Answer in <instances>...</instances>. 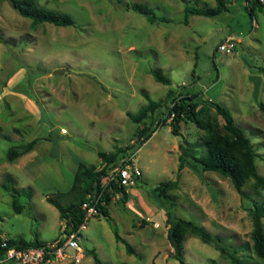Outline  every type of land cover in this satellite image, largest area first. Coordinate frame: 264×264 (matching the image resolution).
Returning a JSON list of instances; mask_svg holds the SVG:
<instances>
[{
    "label": "rangeland",
    "instance_id": "obj_1",
    "mask_svg": "<svg viewBox=\"0 0 264 264\" xmlns=\"http://www.w3.org/2000/svg\"><path fill=\"white\" fill-rule=\"evenodd\" d=\"M44 7L69 13L75 26L41 24L21 16L10 0H0V230L5 239L54 241L67 226L48 197L66 205L80 163L103 166L99 152L132 148L125 160L142 171L127 195L113 196L110 219H90L83 232L85 258L79 264H181L167 238L161 215L169 210L155 191L177 182L169 192L175 214L206 228L228 253L245 264H264L254 250L252 209L264 205V189L246 182L245 196L231 180L186 164L180 169V144H198L206 131L186 120L176 136L168 117L171 100L149 120L161 124L139 149L140 131L129 113L169 91L192 92L228 108L236 124L251 138L264 177V12H248L251 0H222L228 11L210 18L190 15L186 8H214L220 0H39ZM152 8L166 22L151 23L130 6ZM234 37L237 48L228 55L219 47ZM63 70V74H57ZM159 70L171 85L159 83ZM38 103L59 131V154L52 155V128L41 121ZM201 119H224L211 106L201 107ZM40 139L34 149L11 162L9 149ZM25 206L17 213L7 176ZM30 188V189H29ZM30 190L32 197L29 198ZM264 223V219H263ZM118 234L133 248L118 240ZM48 264H77L53 261ZM185 264H234L215 245L190 235Z\"/></svg>",
    "mask_w": 264,
    "mask_h": 264
},
{
    "label": "trees",
    "instance_id": "obj_2",
    "mask_svg": "<svg viewBox=\"0 0 264 264\" xmlns=\"http://www.w3.org/2000/svg\"><path fill=\"white\" fill-rule=\"evenodd\" d=\"M13 8L23 17L30 19L31 27L37 28L41 24H53L59 27L75 26V20L72 15L66 12L58 11L44 7L39 0H10ZM252 6L248 8V12L254 17V11L257 9L264 12V3L260 0H251ZM135 12L145 16L151 23L166 22V18H160L155 11L145 4L135 3L130 6ZM228 11L225 1L220 0L214 8H186V19L190 15H200L210 18H215ZM152 74L157 82L171 85V80L164 76L159 70H153ZM148 104L144 105L137 113H129V117L137 124L143 125V129L139 134L137 148L143 146L156 133L160 123L154 125V122L149 123V120L156 116L161 108L168 104L171 100V108L168 117L171 118L170 126L173 134L181 135L182 122L189 120L195 123L200 129L206 131L202 139L201 145L205 149L204 156H197L193 152H199V143L188 146L180 144V169L186 164H190L195 169H201L205 172H216L231 180L234 188L241 196H245L244 186L247 181L253 179L257 189H264V177L258 172L257 160L258 152L255 150L250 137L245 131L240 128L236 122L232 112L225 106L213 100H205L200 97V94L192 92H179L177 95L174 91H169L167 99L161 101H153L148 95H145ZM211 106L216 109L217 113L224 119L225 124L222 126L219 121L205 122L201 119V107ZM260 108L264 113V103H261ZM40 139H35L28 144L21 146H13L9 149L7 157L13 162L18 158L30 153L39 143ZM132 148H118L115 152H99V157L102 160L103 166L98 168L95 165H86L80 163L77 172L74 175L72 190L78 192V197L70 203L64 205L61 202L54 200L51 197L47 201L56 206L61 215V219L67 227H71L73 231L85 222L87 210L84 209V204L91 196L94 198V205L99 210V215L110 219V204L113 196L122 195L123 198L127 195V187L122 186L119 182V176L115 172L117 168L122 167L131 160H125L130 156L127 153ZM7 185L4 188L13 196V206L17 213H21L25 206L20 204L17 199V190L11 185L12 177L7 176ZM106 186L103 187V184ZM178 183L164 182L156 187L155 191L161 198L162 202L169 205V210L161 215L162 221L167 227V238L170 241L174 254L173 257L181 264H185V241L190 235L198 237L206 244L215 245L228 259L234 264H245L241 259L228 253L226 248L221 245V239L214 237L206 228L197 223L179 218L175 214L176 201L169 192L175 190ZM30 189V188H29ZM29 198L32 197L30 190ZM253 232L252 239L254 241V250L259 257L264 259V205L256 204L252 209ZM117 238L127 246V251L133 253L132 246L123 239L117 232ZM4 238L0 230V255L7 250L17 248L38 247L45 244L47 241L34 239L26 241L24 239H5L6 247H3ZM95 259L99 264V259L95 255Z\"/></svg>",
    "mask_w": 264,
    "mask_h": 264
},
{
    "label": "built area",
    "instance_id": "obj_3",
    "mask_svg": "<svg viewBox=\"0 0 264 264\" xmlns=\"http://www.w3.org/2000/svg\"><path fill=\"white\" fill-rule=\"evenodd\" d=\"M264 3V0H260ZM237 48V41L234 37L226 38L220 45L219 49L225 54H232ZM119 176L118 182L125 187L136 185L137 181L142 177V171L133 162H127L115 171ZM106 183L103 184V187ZM87 210L85 222L73 231L71 227H67L63 234L54 241H47L38 247L29 248H11L0 255V264H48L53 261H72L77 264L81 263L85 258V251L82 247L83 232L87 229L90 219L99 215V210L94 205V198L91 196L84 204ZM67 226V225H66ZM6 247L5 238L2 244Z\"/></svg>",
    "mask_w": 264,
    "mask_h": 264
},
{
    "label": "water",
    "instance_id": "obj_4",
    "mask_svg": "<svg viewBox=\"0 0 264 264\" xmlns=\"http://www.w3.org/2000/svg\"><path fill=\"white\" fill-rule=\"evenodd\" d=\"M63 70H58L57 74H63ZM40 111H41V121L49 124L51 126L52 130V145L54 146L52 150V155L57 157L59 154V147H58V140H59V131L52 125V123L47 119L46 117V109L42 103H38Z\"/></svg>",
    "mask_w": 264,
    "mask_h": 264
},
{
    "label": "crops",
    "instance_id": "obj_5",
    "mask_svg": "<svg viewBox=\"0 0 264 264\" xmlns=\"http://www.w3.org/2000/svg\"><path fill=\"white\" fill-rule=\"evenodd\" d=\"M3 236H4V233H3ZM4 238V237H3Z\"/></svg>",
    "mask_w": 264,
    "mask_h": 264
}]
</instances>
